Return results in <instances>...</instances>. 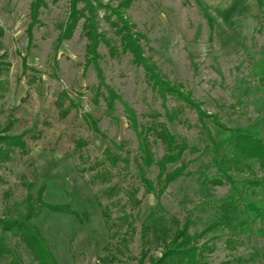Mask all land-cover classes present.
<instances>
[{
    "label": "rangeland",
    "instance_id": "rangeland-1",
    "mask_svg": "<svg viewBox=\"0 0 264 264\" xmlns=\"http://www.w3.org/2000/svg\"><path fill=\"white\" fill-rule=\"evenodd\" d=\"M88 1L96 12V34L104 41L95 59L83 31V3L73 18L70 0H0V220L19 219L28 205L37 209L31 224L56 264H137L145 252L147 259L160 257L162 243L185 219L192 231H202L232 192L228 184L213 186L200 178L208 141L195 110L175 97L162 101L129 54L110 51L118 45L117 16L153 72L171 88L222 125L258 128L261 134L264 85L257 70L264 65V31L255 0H131L127 8L121 7L126 0ZM97 71L119 98L112 111L97 96L106 95L104 88L97 92ZM124 106L140 125L159 115L178 140L198 150L186 152V174L160 196L147 194L139 180L132 161L137 139ZM165 108L178 111L174 122L162 117ZM112 143L122 144L112 151L127 155L129 162L118 163L108 179L95 180L104 162L109 166L105 151ZM153 153L161 157L159 145ZM142 168L155 182L157 167ZM234 178L261 181L263 187L248 198L262 199L264 169L255 165L253 174ZM112 187L117 192L107 195ZM40 193L42 204L68 206L78 217L39 208ZM97 201L110 208L108 225L116 227L108 229ZM123 216L127 223L119 222ZM258 230L253 225L234 235L219 230L214 240H201L214 247L203 264H264ZM4 243L20 263L37 264L18 238L6 233Z\"/></svg>",
    "mask_w": 264,
    "mask_h": 264
},
{
    "label": "trees",
    "instance_id": "trees-1",
    "mask_svg": "<svg viewBox=\"0 0 264 264\" xmlns=\"http://www.w3.org/2000/svg\"><path fill=\"white\" fill-rule=\"evenodd\" d=\"M131 0H126L121 7L127 8ZM259 10L257 21L259 29L264 31V0H255ZM72 17L77 13V6L83 3L86 7L87 17H85L83 31L91 45L90 55L93 59L97 58V50L102 41L96 34V15L92 3L88 0H70ZM38 4L34 5V14ZM209 25L212 26V20L206 15ZM117 21L121 24L114 25L116 35L119 36L118 45L110 48V51L127 53L131 56L132 62L141 67L149 83L152 85L154 92L165 102L166 96L175 97L185 102V104L197 114V120L200 128L208 141V146L204 154L208 157V163L201 171L200 178L205 183L213 186H223L228 184L232 194L226 199L220 201L216 207L217 216L210 221L202 231L191 230V220L185 219L183 223L177 225L172 239L162 243V253L160 257L147 259V253H142L137 264H203L206 254L214 251L212 244L207 241L215 239L214 235L219 230H229L234 235L236 231H243L248 225L257 226L259 234L264 237V195L261 200L255 201L248 198L254 195V189L263 187L261 181L256 179H245L242 182L235 180V174H253V168L257 165L260 169H264V134L258 128H229L222 125L216 116L207 115L200 109L197 103L190 98L185 97L175 89L171 88L160 76L155 74L147 61L143 58L141 48L132 39L128 33V27L121 16H117ZM76 25V20L72 21L71 28ZM104 41H102L103 43ZM107 46V43H104ZM257 76L264 85V65L257 70ZM97 79L100 89L106 90V95L98 93L97 96L105 102L109 111L113 110L114 101L119 98L104 85L103 76L97 71ZM96 96V97H97ZM125 117L129 122V126L133 129L137 139V148L132 161L137 165L139 170V180L144 186L147 194L157 193V196L163 194L166 188L184 176L188 170L189 163L185 160L187 151L197 152L196 149H189L183 140H178L166 127L164 122H159L155 115L152 121L147 125H140L137 121L135 113L128 107L124 106ZM177 110L171 111L164 109L162 116L165 121L172 123L177 117ZM93 130H97L95 122L91 121ZM264 127V121L263 125ZM4 139H0V142ZM159 145L162 155L156 159L153 153V146ZM122 144H111V148L105 151V160L109 162L106 167L98 171L94 177L95 180H106L111 176V172L117 168L118 163L128 164V156L121 157L115 154L113 150H120ZM143 167H157L158 174L156 181L146 179ZM213 170L211 175L206 171ZM207 174H206V173ZM157 188V189H156ZM117 192L115 187L107 190V195H113ZM37 203L39 208H46L50 212L62 213L78 217L77 213L70 210L68 206H47L41 202V193L38 196ZM102 217L110 230L116 225H108L110 221V208L103 207L97 201ZM37 209L28 205L25 212L21 214L19 219L8 221L0 220V264H22L14 256L10 248L4 243V235L10 233L13 237L18 238L32 255L37 264H56L53 256L48 250L43 238L39 234L37 228L31 224L32 219L37 216ZM120 223H127L128 217L123 216L118 219ZM117 236V233L113 237ZM211 236V237H209ZM209 237V238H208ZM208 238L203 244L199 242ZM228 243H231L229 241Z\"/></svg>",
    "mask_w": 264,
    "mask_h": 264
}]
</instances>
